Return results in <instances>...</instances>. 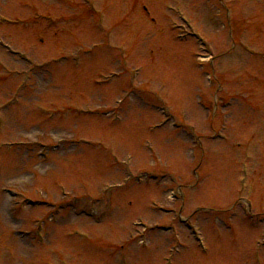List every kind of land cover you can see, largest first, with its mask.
Here are the masks:
<instances>
[{
  "label": "rangeland",
  "instance_id": "374dc122",
  "mask_svg": "<svg viewBox=\"0 0 264 264\" xmlns=\"http://www.w3.org/2000/svg\"><path fill=\"white\" fill-rule=\"evenodd\" d=\"M95 1L0 0V264H264V0Z\"/></svg>",
  "mask_w": 264,
  "mask_h": 264
}]
</instances>
